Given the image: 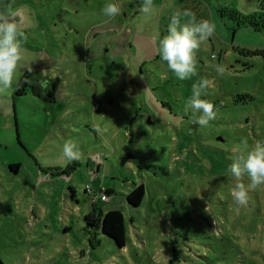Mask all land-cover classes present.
Masks as SVG:
<instances>
[{
	"label": "rangeland",
	"instance_id": "obj_1",
	"mask_svg": "<svg viewBox=\"0 0 264 264\" xmlns=\"http://www.w3.org/2000/svg\"><path fill=\"white\" fill-rule=\"evenodd\" d=\"M109 2L0 0L27 35L25 67L0 93V264H264V186L238 207L227 172L243 140L264 141V28L238 23L264 18V0H154L151 17L142 0H115V18L103 14ZM185 9L216 32L197 76L180 80L158 46ZM28 67L41 81L17 95ZM201 77L217 109L206 127L185 111ZM70 140L81 161L62 159ZM140 184L145 198L131 205ZM102 190H113L106 201ZM113 209L124 248L86 219Z\"/></svg>",
	"mask_w": 264,
	"mask_h": 264
},
{
	"label": "clouds",
	"instance_id": "obj_2",
	"mask_svg": "<svg viewBox=\"0 0 264 264\" xmlns=\"http://www.w3.org/2000/svg\"><path fill=\"white\" fill-rule=\"evenodd\" d=\"M139 10L145 17H151L156 13L154 0H142ZM122 6L115 2H109L103 8V14L109 18L120 15ZM17 11L0 7V93L12 89L16 83L19 70L25 65L23 61L24 44L27 40L25 26L18 18ZM182 18H187L182 22ZM215 23L207 19H197L196 13L190 9L172 14L168 25V34L159 41L158 52L163 61L178 79L187 80L197 76V53L201 45L214 37ZM215 59V57H213ZM217 74H224L222 65H215ZM31 72L33 69L28 67ZM213 81L207 77H201L192 85L191 95L186 101L185 111L191 109V123L206 127L210 121L216 119L217 109L215 105L202 99L212 86ZM18 87V85H17ZM98 132L107 131L97 127ZM62 159L67 163L81 161L83 153L75 141H68L62 147ZM228 174L234 177L236 183L231 189V196L236 205L247 206L249 203V191L264 186V141H256L251 146L247 140L242 141V148L227 169ZM247 177L249 183H243Z\"/></svg>",
	"mask_w": 264,
	"mask_h": 264
},
{
	"label": "trees",
	"instance_id": "obj_3",
	"mask_svg": "<svg viewBox=\"0 0 264 264\" xmlns=\"http://www.w3.org/2000/svg\"><path fill=\"white\" fill-rule=\"evenodd\" d=\"M234 13L236 14L238 12H234ZM238 17H239L238 23L240 25L250 24L257 28H262V29L264 28V18L261 19L257 15H250V16L238 15ZM35 73L36 72L34 71L31 72L27 71L23 75L16 89L17 95H23L27 93L30 87H36V85L41 81V79H33V74ZM53 88L50 91H52ZM16 166L12 165V168ZM73 192H75V190H73ZM112 192L113 190H106L107 195H110ZM145 194H146L145 185L140 184L137 185L136 188L133 189L127 195V200L131 205L139 206L143 202L145 198ZM86 219L89 226H92L97 229H101L102 232L111 239H113L117 244V246H119L120 248H124L127 246L128 235L126 230L125 216L122 211L118 209H113L104 214L101 212H97V210H94L91 213L87 214Z\"/></svg>",
	"mask_w": 264,
	"mask_h": 264
},
{
	"label": "built area",
	"instance_id": "obj_4",
	"mask_svg": "<svg viewBox=\"0 0 264 264\" xmlns=\"http://www.w3.org/2000/svg\"><path fill=\"white\" fill-rule=\"evenodd\" d=\"M91 190H92L91 186L90 185H87V191L88 192H91ZM101 192H102L101 199L103 201H106L109 196L106 193H103V190Z\"/></svg>",
	"mask_w": 264,
	"mask_h": 264
},
{
	"label": "water",
	"instance_id": "obj_5",
	"mask_svg": "<svg viewBox=\"0 0 264 264\" xmlns=\"http://www.w3.org/2000/svg\"><path fill=\"white\" fill-rule=\"evenodd\" d=\"M132 157H133V155H131L130 153L126 154V155L124 156L123 160H122V164H125V163L127 162V160H128L129 158H132Z\"/></svg>",
	"mask_w": 264,
	"mask_h": 264
}]
</instances>
